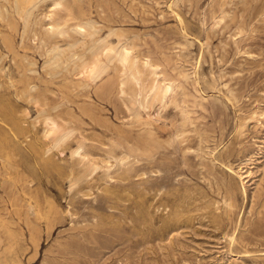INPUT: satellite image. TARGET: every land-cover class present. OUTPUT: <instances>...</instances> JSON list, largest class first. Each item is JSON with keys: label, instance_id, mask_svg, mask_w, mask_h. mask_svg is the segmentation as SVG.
<instances>
[{"label": "rangeland", "instance_id": "obj_1", "mask_svg": "<svg viewBox=\"0 0 264 264\" xmlns=\"http://www.w3.org/2000/svg\"><path fill=\"white\" fill-rule=\"evenodd\" d=\"M56 1L0 0V264H264V0Z\"/></svg>", "mask_w": 264, "mask_h": 264}, {"label": "bare ground", "instance_id": "obj_2", "mask_svg": "<svg viewBox=\"0 0 264 264\" xmlns=\"http://www.w3.org/2000/svg\"><path fill=\"white\" fill-rule=\"evenodd\" d=\"M56 3L57 4H61L62 2H61V0H57L56 1ZM35 6V5H34ZM50 8H51V6H50ZM54 8V7H53ZM170 9V8H169ZM172 10V9H171ZM19 11V10H18ZM26 13V12H25ZM25 13H24V15H25ZM175 13V12H174ZM177 14V13H176ZM24 18V17H23ZM178 18V17H177ZM20 19H22L21 17H20ZM47 19V18H46ZM23 20V19H22ZM86 21V20H85ZM84 21V22H85ZM22 24H23V22H22ZM93 24V23H92ZM60 27V26H59ZM78 27L80 28V30L82 29L83 31H86V28H85V26L84 25H82V24H80V25H78ZM90 28V27H89ZM52 29H54V26H52ZM73 29H75V28H73ZM93 29V28H92ZM51 29H49V31H50ZM58 30V32L59 33H61L59 36H62V33L64 32V28H58L57 29ZM77 30H78V28H77ZM79 31V30H78ZM57 32V33H58ZM110 32V31H109ZM21 33H22V31H21ZM58 33V34H59ZM46 34V33H45ZM66 34V33H65ZM83 35V34H82ZM106 36V35H105ZM21 37V36H20ZM125 44H127V43H125ZM115 46V45H114ZM121 46V45H120ZM112 47V46H110V45H108V46H106V47H104V55H105V57L107 58V60L109 59L110 60V58L111 57H117L118 58V61H120V63L122 64V66L124 67V68H128L129 70H130V77L133 79V80H135L136 82H138L139 83V76H138V73H139V71L137 70V68H136V64H137V59L134 57V54H133V52L130 50L131 48H129V46L128 45H124V46H122V47ZM59 49V48H58ZM95 49V48H94ZM55 50V49H54ZM59 51V50H58ZM59 53V52H58ZM49 54H50V52H49ZM48 54V55H49ZM61 54V53H60ZM99 54V53H98ZM47 55V56H48ZM96 55V54H95ZM103 55V54H102ZM103 55V56H104ZM54 56H56V55H53V57ZM76 56V55H75ZM96 57V56H95ZM94 57V58H95ZM104 57V58H105ZM78 58V57H77ZM105 58V59H106ZM72 59H74L73 57H72ZM85 59V58H84ZM54 60H56V59H54ZM58 61V60H57ZM51 63H52V61H50ZM108 62V61H107ZM30 63V62H29ZM109 63V62H108ZM146 64V63H145ZM53 65V64H52ZM152 67H153V73H154V81H153V83H151L152 85H151V87H150V89H149V91H150V93H149V95H153V96H156V95H158V94H162L163 95V97H166L171 91H173L174 90V88H175V86H174V83H167V84H163V82H161V78H159L158 77V72H157V68L158 67H154L152 64H150ZM53 66H55V63H54V65ZM106 66H107V64H106V62L99 56V57H96L95 58V60H93L92 62H83V64L82 65H80V67H81V69H82V71L83 72H86V73H88L89 74V76H91L90 78H92V77H99V76H101L103 73H104V71H105V69H106ZM51 67V66H50ZM151 67V68H152ZM58 68V67H57ZM30 70V69H29ZM34 70H36V69H34ZM33 70V71H34ZM37 72V71H36ZM57 72V71H56ZM123 72H124V70H123ZM122 73V72H121ZM125 73V72H124ZM128 73V72H127ZM198 74V73H197ZM53 75V74H52ZM51 75V76H52ZM78 75H81V74H78ZM84 75V74H83ZM75 77V76H74ZM88 78V77H87ZM131 78H130V80H131ZM164 78V77H163ZM132 80V81H133ZM163 81H165V80H163ZM129 82V81H128ZM166 82V81H165ZM121 83V85L123 86V85H125V81H122V82H120ZM33 86H35L34 84H33ZM32 86V87H33ZM31 87V86H30ZM120 88H121V86H120ZM122 93V92H121ZM161 102V101H160ZM149 104V103H148ZM139 108V107H138ZM130 114V113H129ZM48 119V118H47ZM38 121V120H37ZM46 121L47 120H45V122L44 123H46ZM49 124L52 126L51 128H52V131L55 133L56 131L58 132V130H57V121L56 120H54V119H49ZM46 126H48V123L47 124H45ZM53 127H56V130H55V128L53 129ZM59 129V128H58ZM46 130H47V128H46ZM55 130V131H54ZM59 130H61V128L59 129ZM51 131V130H50ZM49 131V132H50ZM59 132H61V131H59ZM50 133H52V132H50ZM45 134V133H44ZM53 134V133H52ZM52 134H50V135H52ZM57 134V133H56ZM55 134V135H56ZM59 134H62V133H59ZM59 134H57V135H59ZM49 135V134H48ZM54 135V134H53ZM65 135V134H64ZM50 137V136H49ZM45 138V137H44ZM61 142V141H60ZM77 149V148H76ZM75 149V151H78V152H81V150L83 149V147L82 146H80V147H78V150H76ZM47 150V149H46ZM53 150V149H52ZM76 155V154H75ZM249 162V161H248ZM90 168V167H89ZM230 171V170H229ZM31 207V206H30Z\"/></svg>", "mask_w": 264, "mask_h": 264}]
</instances>
